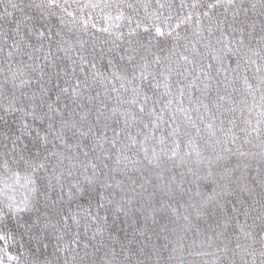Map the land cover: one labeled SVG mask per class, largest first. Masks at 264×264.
<instances>
[{
	"label": "snow or ice",
	"instance_id": "6c2138e0",
	"mask_svg": "<svg viewBox=\"0 0 264 264\" xmlns=\"http://www.w3.org/2000/svg\"><path fill=\"white\" fill-rule=\"evenodd\" d=\"M6 262L264 264V0H7Z\"/></svg>",
	"mask_w": 264,
	"mask_h": 264
},
{
	"label": "trees",
	"instance_id": "16d2710c",
	"mask_svg": "<svg viewBox=\"0 0 264 264\" xmlns=\"http://www.w3.org/2000/svg\"><path fill=\"white\" fill-rule=\"evenodd\" d=\"M253 4H256V10H252V5ZM7 6V0H0V13L3 12L4 8ZM259 6H260V0H243V8L244 9H247L248 10V14L252 17H256L258 16L259 14ZM10 12L12 11V9L9 7L8 9ZM71 10V9H70ZM221 12L223 11L222 9L220 10ZM15 16H19L20 13L19 12H16L14 13ZM141 16L144 15L143 11L141 10V13H140ZM231 15H232V11L229 10V12L227 13V16L229 18V20H231ZM239 18L241 20L244 19V16H243V11L240 12L239 14ZM96 25H97V28L99 27H103L104 24L100 21V20H96L95 21ZM122 23H126V22H122ZM51 24L54 25V26H58V22L53 19L51 21ZM92 31H95V29H93ZM125 31H127V28L125 27ZM97 35L100 37V39H105L106 37L102 34H99L97 33ZM85 39L89 40V42H91V36L90 35H86L85 36ZM140 39L142 40V42L146 45H149L152 44V45H155V44H159L160 47H163V48H167L170 44V41L167 37H164V38H161L159 37V34L155 33L154 31H151L150 33H144L143 30H141V36H140ZM27 142V141H26ZM179 176H177V180H179ZM119 223V222H118ZM148 224L151 225V227L153 229H155L156 231H159V227L157 225H153L151 220L148 221ZM19 239V237H18ZM151 239H155L154 237H151ZM49 240L51 241L50 245H49V248L48 249H42L41 251L43 252V254L45 256H48L50 255L52 252H53V247L52 245L55 244V238H54V235L53 236H50L49 237ZM28 242V237L25 236L22 243H25L27 244ZM46 243L49 242V241H45ZM34 244V242H33ZM15 248V246H14ZM23 249H21L22 251ZM39 255V253H37ZM43 258V256L41 257ZM6 264H8V262H6Z\"/></svg>",
	"mask_w": 264,
	"mask_h": 264
}]
</instances>
